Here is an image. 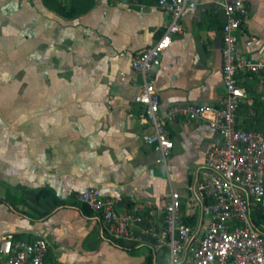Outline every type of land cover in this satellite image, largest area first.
I'll use <instances>...</instances> for the list:
<instances>
[{"label": "crops", "instance_id": "0c3cea01", "mask_svg": "<svg viewBox=\"0 0 264 264\" xmlns=\"http://www.w3.org/2000/svg\"><path fill=\"white\" fill-rule=\"evenodd\" d=\"M94 1L69 19L51 0H0V248L7 239L46 238L49 264H160L144 243L112 246L101 219L76 196L96 187L117 201L118 214H140L151 226L164 219L174 191L185 219L206 224L204 164L222 138L208 121L177 119L166 125L174 147L157 162L161 154L143 139L154 129L135 102L144 81L132 60L163 36L171 16L158 0ZM195 1L150 76L162 113L222 100L227 5L247 6L239 50L264 63V0ZM238 80L243 104L264 105V71ZM251 219L264 239V205Z\"/></svg>", "mask_w": 264, "mask_h": 264}, {"label": "built area", "instance_id": "2783aa9c", "mask_svg": "<svg viewBox=\"0 0 264 264\" xmlns=\"http://www.w3.org/2000/svg\"><path fill=\"white\" fill-rule=\"evenodd\" d=\"M197 7L195 0H158V8L171 16L163 36L132 60V69L144 81L135 102L145 107L147 120L154 132L143 137L146 145L166 159L174 147L166 125L177 119L188 124L208 121L218 131L222 142L211 149L205 160L212 202L204 207L209 224H194L182 213L181 197L171 192L161 222L146 226L140 214H118L117 201L107 198L96 187L77 194V200L96 214L110 240L130 248L144 243L155 261L163 264H264V239L255 227L251 212L264 205V132L240 127L238 111L246 98L238 76L259 74L264 63L242 57L239 36L248 13L237 2L225 7L223 28V77L225 91L216 106L174 104L161 112V98L150 76L161 66L162 56L171 46L174 35L183 31L186 12ZM50 243L7 239L0 248V264H49ZM165 253L168 255L164 259Z\"/></svg>", "mask_w": 264, "mask_h": 264}, {"label": "trees", "instance_id": "16d2710c", "mask_svg": "<svg viewBox=\"0 0 264 264\" xmlns=\"http://www.w3.org/2000/svg\"><path fill=\"white\" fill-rule=\"evenodd\" d=\"M52 6L56 9L61 15L73 19L79 16L82 13L90 10L94 4V0H71L69 6H64L61 4L60 0H51ZM255 110V116H252V111ZM244 116V120L241 121V128L247 131H260L264 132V105L262 102L256 105H250L248 103L242 104L238 111V119L240 116ZM123 249V246H120ZM154 257L149 258L150 262Z\"/></svg>", "mask_w": 264, "mask_h": 264}, {"label": "rangeland", "instance_id": "374dc122", "mask_svg": "<svg viewBox=\"0 0 264 264\" xmlns=\"http://www.w3.org/2000/svg\"><path fill=\"white\" fill-rule=\"evenodd\" d=\"M206 224H209V220L206 222ZM112 244H113L112 246H114V244H115L114 241L112 242ZM166 256H167V258H168V255H167V254H166ZM159 261H160V260H159ZM160 264H161V262H160Z\"/></svg>", "mask_w": 264, "mask_h": 264}]
</instances>
